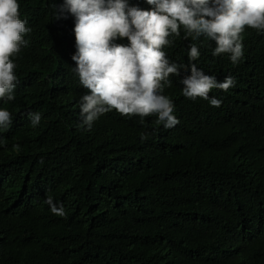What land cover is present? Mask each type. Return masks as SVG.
Segmentation results:
<instances>
[{
  "label": "trees",
  "instance_id": "16d2710c",
  "mask_svg": "<svg viewBox=\"0 0 264 264\" xmlns=\"http://www.w3.org/2000/svg\"><path fill=\"white\" fill-rule=\"evenodd\" d=\"M18 3L31 31L12 58L15 99H0L12 115L0 129V264H264V32L245 28L233 64L213 56L214 40L185 39L181 28L163 51L182 67L161 93L179 123L165 129L155 115L113 109L85 130L79 101L90 91L73 71L75 18L61 11L65 0ZM192 64L217 82L235 79L209 93L219 108L183 96ZM29 112L41 115L38 127Z\"/></svg>",
  "mask_w": 264,
  "mask_h": 264
},
{
  "label": "clouds",
  "instance_id": "9594fccd",
  "mask_svg": "<svg viewBox=\"0 0 264 264\" xmlns=\"http://www.w3.org/2000/svg\"><path fill=\"white\" fill-rule=\"evenodd\" d=\"M152 10L129 7L126 0H65L61 11L75 18L77 51L72 56L73 71L80 84L90 91L79 101L80 127L91 130L103 114L115 109L123 116H156V123L165 129L175 127L179 120L172 100L161 94L162 82L171 85L170 75L178 74L176 63H169L163 48L170 37L193 40L202 35L216 42L213 56L230 54L233 64L243 57L241 34L245 28L264 32V0H147ZM18 0H0V99H15L16 63L12 59L27 46L25 34L31 31L27 21L20 19ZM116 38H127L128 46L113 44ZM200 51L190 45L188 57L197 61ZM182 94L191 100L202 98L219 108L222 101L210 97L213 89L227 92L235 86L232 76L217 82L205 75L195 64L191 75L184 78ZM33 128L41 122L39 113H27ZM12 115L0 109V129H9ZM86 126V127H85ZM146 140L147 134H140ZM15 147H18L15 146ZM50 211L64 217L66 211L52 196L44 201Z\"/></svg>",
  "mask_w": 264,
  "mask_h": 264
}]
</instances>
